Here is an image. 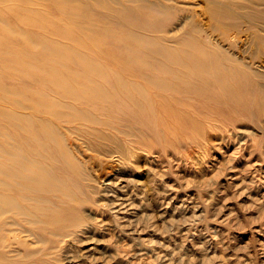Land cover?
I'll return each mask as SVG.
<instances>
[{
	"label": "rangeland",
	"instance_id": "rangeland-1",
	"mask_svg": "<svg viewBox=\"0 0 264 264\" xmlns=\"http://www.w3.org/2000/svg\"><path fill=\"white\" fill-rule=\"evenodd\" d=\"M121 1L127 7L133 4L125 0L113 3ZM149 1L170 8L171 17L150 12L134 28L113 13L117 22L111 17L95 25L98 36H91L90 23L74 24L67 14L47 3L34 5L44 14L43 20L20 13L33 26L12 17V11L21 7L19 2L3 3L0 10L8 21L0 22V31L8 34L0 33V41L6 44L0 58V88L4 89H0L1 132L8 130L1 115L10 110L13 97L18 102L26 100L27 90L32 89L26 72L6 67L8 48L14 46L12 25L39 35L37 39L56 49L43 51L33 43L35 38L31 48L38 51V58L58 53L79 34L85 49L94 47L110 63V72L127 70L131 75L144 70L134 62L137 55L160 52L159 38L165 45L180 48L178 43L194 39L191 36L196 34L200 44L213 46L222 29L234 34L251 30L261 39L250 40L242 56L244 61L252 58L254 64L249 66L258 70L257 62L264 57V13L256 9L264 8L263 1L239 0L259 16L241 9L238 14L230 12L227 5L235 0H206L215 9H228L233 18L223 24L213 17L209 28L195 33L194 28L202 29V24L191 12L173 7V1ZM100 2L106 5L108 1ZM103 7L97 5L93 10L102 16L108 12ZM230 23L236 28L232 30ZM129 29L138 33L136 40L126 34ZM66 34H73V39L64 38ZM17 38L20 47L25 35ZM221 45L241 57L233 40ZM261 74L260 79L252 78L253 91L234 89L231 98L215 90L216 95H208L212 99H202L190 89L162 91L147 83L154 129L125 118L79 130L62 126L63 146L52 142L43 151L47 168L57 180L52 187L65 195L52 196L57 205L46 211L47 223L22 221L23 226H0V257L9 260L6 264H264V72ZM110 103L106 108L114 110L109 113L119 116L126 111ZM106 115L104 112L101 119L110 120ZM19 140L24 137L19 135ZM0 142L6 143L1 133Z\"/></svg>",
	"mask_w": 264,
	"mask_h": 264
},
{
	"label": "bare ground",
	"instance_id": "bare-ground-1",
	"mask_svg": "<svg viewBox=\"0 0 264 264\" xmlns=\"http://www.w3.org/2000/svg\"><path fill=\"white\" fill-rule=\"evenodd\" d=\"M15 1L21 5L14 10L15 12L12 11L15 22L28 26L34 25L29 17H20L21 12L35 17V21L37 18L43 20L44 14L38 8H34V5L44 2L49 6L57 7L63 14H67L74 24H84L83 21L90 23L91 26L87 27H91V36L99 35L100 31H96L95 25L100 23V19L105 21L108 19V22L112 17L111 21L115 19L117 22L113 13L117 17L121 16L119 19L121 22H128L130 26H135L134 28L139 26L141 16L148 15L150 12L155 13V16L171 17L170 8L163 6L162 9L160 5H156L157 2L149 0H125L133 3L130 7H127L126 2L113 3V0H107L106 5L100 2L104 0H92V2L90 0H0V6L3 3ZM167 1H173L172 6L177 9L182 7L183 10L191 12L193 18L202 24V29L194 28V33L203 31L204 27H206L205 30L209 28L213 17L219 18L223 24L229 23L225 20L233 16L228 13V9L236 14L240 13V9L244 12L249 11L244 2L239 0H235L233 5H227L228 11L224 8L215 9L214 5H208L206 0H163L160 3ZM252 1L264 2V0ZM97 5L104 6L103 9L108 12L102 16L98 15L93 10ZM68 6L71 8H67ZM114 6L120 8H114ZM126 8L129 11H126ZM67 9L70 12L66 11ZM256 10L258 13H264L263 7H258ZM134 12H139L140 16ZM219 13L221 16L217 15ZM261 14L258 15L262 16ZM191 18L190 15L189 19ZM1 21L5 23L8 20L0 10ZM234 23L238 25L240 22ZM236 25H233L232 30L236 28ZM122 30L124 31L123 27ZM11 31H13V36L10 41L14 46L8 48L9 56L5 60L9 64L6 67L26 72L24 76L29 77L27 84L32 86V89L27 90L26 100L22 99L18 102L15 95L11 101L12 106H9L10 110L6 115H1L7 123L8 130L3 132L0 130L4 139L6 138V143L0 142V226L8 227L17 223L23 226L22 221L28 224L44 221L47 223L44 218L46 211L53 205H57L51 200L52 196L59 199L65 195L60 193V189L52 187L57 180L54 173L47 168L45 161L47 155L43 151L53 143L58 147L63 146L60 137L63 134L62 126H70L69 129L79 130L81 126L104 125L106 122L112 125L111 123L120 122L121 118H125L130 122L133 119L140 126L154 129L156 124L152 120L154 113L149 111L153 105L149 103L151 94L146 89L147 83L162 91L168 88L190 89L199 98L202 96H205V99L210 98L209 94L216 95L215 90L220 92L219 95L223 94L225 98H231L235 96L234 89L243 88L250 92L253 91L252 78L257 76L260 79L263 77L261 72H264V57L262 61L257 62L259 71L249 66V64H254L252 58H248V61L243 60L242 53H245L250 40L255 38V41L259 42L258 39H261L251 30H242V33L240 32L242 35H240L238 32L234 34L231 33L232 31L222 29L214 37L213 46L200 44L198 39L195 40L196 34L191 36H194V39H183L178 43L183 46L180 48L165 45L159 38L157 41L162 46L160 52L151 50L154 54L152 56L137 55L134 62L144 70L136 75L127 74V70L122 73L110 72L108 69L110 63L107 64L103 60L97 49L90 46L91 49L83 47L82 35L76 34V39L71 41L73 44L63 45L58 53L41 59L38 58V51L34 52L31 48L32 41L39 35L27 34L30 32L19 30L15 25H12ZM2 32L8 34L5 30L0 31ZM126 34L133 40L138 37V33L133 29L127 30ZM21 35H25V43L19 47L16 41ZM66 35L63 37L73 39V34ZM228 40H233L239 48L237 53L242 58L225 51L231 50L230 44L225 50L224 47L222 48L221 43ZM33 43L41 46L40 49L43 51L56 52L55 48L49 47L50 44L42 40L37 39ZM5 50V40L0 41V58ZM145 70L149 72H144ZM160 72H163L162 76L158 75ZM12 78L19 79L15 75H12ZM117 94H121L122 97L120 98ZM110 101L123 106L126 111H122L119 116L109 113L111 108L114 110L113 107L106 108L107 104H111ZM104 112L108 114L105 118H111L110 120L101 119ZM19 135H22L24 140H19ZM44 140L48 144H45ZM48 204L49 206L45 207ZM0 241L2 242L3 239ZM8 261L0 257V264H6Z\"/></svg>",
	"mask_w": 264,
	"mask_h": 264
}]
</instances>
